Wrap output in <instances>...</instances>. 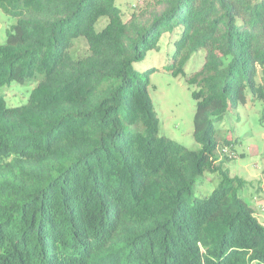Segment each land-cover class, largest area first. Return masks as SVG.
<instances>
[{"label":"trees","instance_id":"16d2710c","mask_svg":"<svg viewBox=\"0 0 264 264\" xmlns=\"http://www.w3.org/2000/svg\"><path fill=\"white\" fill-rule=\"evenodd\" d=\"M0 9L16 20L0 45V264H264L219 128L264 100V0H152L127 20L117 0ZM167 35L175 76L206 52L187 77L200 150L159 136L144 65ZM13 83L34 86L26 104L7 105ZM208 173L218 188L192 197Z\"/></svg>","mask_w":264,"mask_h":264},{"label":"rangeland","instance_id":"374dc122","mask_svg":"<svg viewBox=\"0 0 264 264\" xmlns=\"http://www.w3.org/2000/svg\"><path fill=\"white\" fill-rule=\"evenodd\" d=\"M152 0H117L124 18L146 6ZM16 20L0 9V45ZM107 23L101 20L96 29L101 30ZM167 35L159 52H150L147 57L149 69H156L147 77L149 93L159 121V136L167 137L191 150H200L201 145L194 138V116L197 102L193 96L195 88L189 85L187 77L198 72L205 60L206 52L195 54L185 67L186 77L175 76L165 70L172 62L173 45ZM82 49L84 47H81ZM259 82L264 84V73L260 72ZM34 86L13 83L2 91L9 107L27 103ZM226 137L237 139L232 150L237 158L225 163L232 177L244 179L248 186L245 200L255 210L259 222L264 225V100L249 101L231 112L219 126ZM223 150V149H222ZM221 150V152H222ZM219 177L208 173L203 186L194 189L192 197L206 198L218 188Z\"/></svg>","mask_w":264,"mask_h":264},{"label":"built area","instance_id":"2783aa9c","mask_svg":"<svg viewBox=\"0 0 264 264\" xmlns=\"http://www.w3.org/2000/svg\"><path fill=\"white\" fill-rule=\"evenodd\" d=\"M223 154L226 155V156H228V157H230V158H232V159L237 158L236 154L232 153V152H231L229 149H227V148L223 150Z\"/></svg>","mask_w":264,"mask_h":264}]
</instances>
